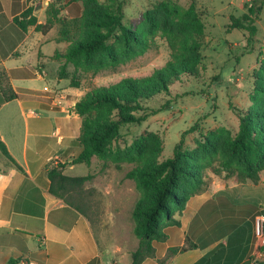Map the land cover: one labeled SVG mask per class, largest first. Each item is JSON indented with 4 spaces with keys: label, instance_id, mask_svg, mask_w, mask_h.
Here are the masks:
<instances>
[{
    "label": "trees",
    "instance_id": "trees-1",
    "mask_svg": "<svg viewBox=\"0 0 264 264\" xmlns=\"http://www.w3.org/2000/svg\"><path fill=\"white\" fill-rule=\"evenodd\" d=\"M82 6V14L76 18L61 16L64 9L59 0L48 7V20L38 24L32 10L22 15L18 24L24 30L35 26L36 31L47 33L54 25L59 26V41L68 42L65 53L55 56L62 61L60 76L67 78L71 66L73 87L79 88L82 74L97 75L129 62L147 52L154 37L166 40L170 58L161 69L145 77L123 78L109 86L89 90L76 104V113L82 118L79 142L82 153L72 162L91 167L94 159L113 164L117 169L125 163L134 167L126 173L133 180L139 198L132 211L133 233L138 239L137 248L131 252V264H142L154 258L155 242H164L165 228L180 226L176 213L182 214L189 200L208 189L209 171L213 175L239 183L260 182L264 171V60L253 73L252 106L248 112H237V129L219 127L196 140L194 149L184 148V136L176 145L173 155L162 159L163 140L150 133L136 140L131 146L120 149L115 141L125 125H142L151 116L167 109V100L158 109H151L147 102L160 94L170 95L171 87L184 78H198L204 61L203 37L206 25L195 2L189 7L164 0L143 15L139 30L124 24V0H71ZM260 6L252 3L240 17L231 16L228 31L247 32V42H254L258 33L256 25L264 0ZM79 76V79H77ZM7 100L14 98L5 89ZM196 131L192 128L189 132ZM0 154L11 165L21 169L0 141ZM65 165L53 167L48 177L50 192L66 204L83 212L85 185L95 179L86 176L70 177L64 174ZM186 240L182 247L171 248L160 261L166 264L179 253L196 248ZM263 250L256 240L255 254ZM9 264H15L10 262Z\"/></svg>",
    "mask_w": 264,
    "mask_h": 264
},
{
    "label": "crops",
    "instance_id": "crops-1",
    "mask_svg": "<svg viewBox=\"0 0 264 264\" xmlns=\"http://www.w3.org/2000/svg\"><path fill=\"white\" fill-rule=\"evenodd\" d=\"M59 2L62 17L81 16V4ZM51 3L0 0V141L21 167L0 154V264H131L133 249L103 241L89 193L80 212L50 192L53 167L65 165V175L78 177L71 175L77 165L72 162L83 151L82 118L75 107L89 91L71 85V66L67 78L60 76L62 61L55 56L70 44L58 40V25L43 33L17 22L32 10L45 25ZM5 89L14 98L7 100ZM238 125L237 117L227 128ZM210 176L208 189L176 213L181 225L167 227L168 239L155 242V257L142 264H160L187 239L197 247L166 264H264V249L255 254L254 229L255 217L264 215V171L257 184Z\"/></svg>",
    "mask_w": 264,
    "mask_h": 264
},
{
    "label": "rangeland",
    "instance_id": "rangeland-1",
    "mask_svg": "<svg viewBox=\"0 0 264 264\" xmlns=\"http://www.w3.org/2000/svg\"><path fill=\"white\" fill-rule=\"evenodd\" d=\"M161 1L164 0H124V24L139 30L144 13ZM170 1L183 7L195 2L206 25L201 75L198 78H184L171 87L170 95L160 94L149 100L147 106L151 109H158L167 100H171V105L142 125L123 126L114 143L116 148L125 149L141 137L155 133L163 140V160L173 155L183 136L184 148L191 150L195 148L196 140L211 130L236 125L237 112H248L252 106L253 73L264 60V5L256 22L258 33L253 43L248 44L247 32L228 31L231 16H242L255 1L260 6L261 0ZM169 58L166 40L157 36L144 54L95 76L82 74L79 82L91 90L127 77L149 76L164 67ZM192 128H196V131L189 132ZM133 167V164L125 163L121 169H117L113 164L105 165L94 159L91 167L77 164L71 175L86 176L92 173L96 176L86 183L85 193L91 195L97 217L101 220V223L95 224L99 234L111 247L117 245L134 251L138 239L133 233L132 211L139 194L135 182L125 177ZM209 172L210 181L213 173ZM161 229L165 232V225Z\"/></svg>",
    "mask_w": 264,
    "mask_h": 264
},
{
    "label": "built area",
    "instance_id": "built-area-1",
    "mask_svg": "<svg viewBox=\"0 0 264 264\" xmlns=\"http://www.w3.org/2000/svg\"><path fill=\"white\" fill-rule=\"evenodd\" d=\"M47 3L52 2V0H45ZM254 229L255 237L258 240L264 249V215L259 214L254 219Z\"/></svg>",
    "mask_w": 264,
    "mask_h": 264
},
{
    "label": "water",
    "instance_id": "water-1",
    "mask_svg": "<svg viewBox=\"0 0 264 264\" xmlns=\"http://www.w3.org/2000/svg\"><path fill=\"white\" fill-rule=\"evenodd\" d=\"M70 165H68V167H69Z\"/></svg>",
    "mask_w": 264,
    "mask_h": 264
}]
</instances>
